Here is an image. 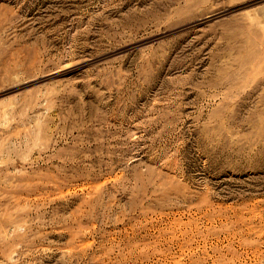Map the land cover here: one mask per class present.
Wrapping results in <instances>:
<instances>
[{"label": "rangeland", "instance_id": "obj_1", "mask_svg": "<svg viewBox=\"0 0 264 264\" xmlns=\"http://www.w3.org/2000/svg\"><path fill=\"white\" fill-rule=\"evenodd\" d=\"M0 264H264V0H0Z\"/></svg>", "mask_w": 264, "mask_h": 264}]
</instances>
